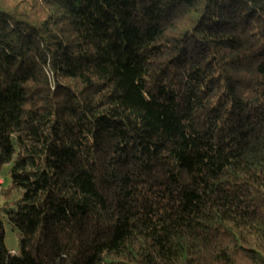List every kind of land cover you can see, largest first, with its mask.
Wrapping results in <instances>:
<instances>
[{"label": "trees", "instance_id": "1", "mask_svg": "<svg viewBox=\"0 0 264 264\" xmlns=\"http://www.w3.org/2000/svg\"><path fill=\"white\" fill-rule=\"evenodd\" d=\"M6 167L0 264H264V0H0Z\"/></svg>", "mask_w": 264, "mask_h": 264}, {"label": "rangeland", "instance_id": "2", "mask_svg": "<svg viewBox=\"0 0 264 264\" xmlns=\"http://www.w3.org/2000/svg\"><path fill=\"white\" fill-rule=\"evenodd\" d=\"M10 167H6L0 178V188L7 187L10 184V177L8 176V171ZM6 246L11 252H19V238L17 233H15L10 226H6Z\"/></svg>", "mask_w": 264, "mask_h": 264}]
</instances>
